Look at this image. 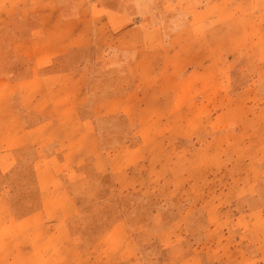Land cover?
Returning <instances> with one entry per match:
<instances>
[{"label":"rangeland","instance_id":"obj_1","mask_svg":"<svg viewBox=\"0 0 264 264\" xmlns=\"http://www.w3.org/2000/svg\"><path fill=\"white\" fill-rule=\"evenodd\" d=\"M57 1L75 11V0ZM82 1L97 24L95 43L41 69L83 76L76 115L101 148L102 172L88 157L60 175L77 205L67 223L79 249L123 221L137 256L115 264H181L212 224L246 252L239 264H264V0ZM7 39L3 65L15 59ZM121 95L127 112L123 100L106 103ZM11 101L21 115L17 95ZM37 155L28 144L0 147V193L19 216L39 209ZM112 166L141 173L144 184L116 190ZM215 258L202 264H232L233 256Z\"/></svg>","mask_w":264,"mask_h":264},{"label":"crops","instance_id":"obj_2","mask_svg":"<svg viewBox=\"0 0 264 264\" xmlns=\"http://www.w3.org/2000/svg\"><path fill=\"white\" fill-rule=\"evenodd\" d=\"M71 6L75 11L70 14L65 12L66 5L57 0H0V41L10 40V56L15 58L3 65V58L10 57L0 51V147L6 150L28 144L35 148L38 155L33 168L39 201V209L19 216L9 209L7 195L0 193V264H115L137 256L123 221L101 233L87 251L79 249L67 223L78 209L61 173L82 166L88 157H93L95 171L103 170L98 136L76 115L78 104L84 100L83 76L53 70L41 72L56 58L67 57L73 50L96 41L92 32L97 24L95 18L89 17L92 13L87 12L86 2L75 0ZM112 14L115 18L125 15L117 10ZM115 26L124 27L123 23ZM24 27H28L25 32ZM4 33L8 37H1ZM20 59H25V64H20ZM23 68L27 74L20 76ZM16 95L21 115L11 101ZM127 97L121 95L106 103L115 105L123 100L120 110L127 112ZM23 110L29 117L24 116ZM127 150L116 148L118 154ZM110 168L116 190L144 184L141 173L130 174L126 167ZM221 168L225 172L228 165L223 161ZM162 184L159 181L157 186ZM202 233V248L181 264H202L213 257L225 261L229 254L233 256L232 264L246 261L242 247L223 241L224 236L214 225L205 226Z\"/></svg>","mask_w":264,"mask_h":264}]
</instances>
